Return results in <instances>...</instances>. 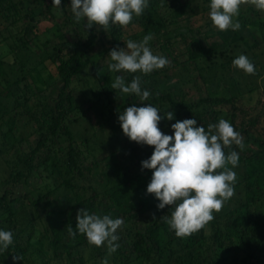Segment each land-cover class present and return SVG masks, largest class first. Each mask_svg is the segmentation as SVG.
Instances as JSON below:
<instances>
[{
    "label": "rangeland",
    "instance_id": "1",
    "mask_svg": "<svg viewBox=\"0 0 264 264\" xmlns=\"http://www.w3.org/2000/svg\"><path fill=\"white\" fill-rule=\"evenodd\" d=\"M151 4L159 31L146 32L139 23L142 14L134 16L126 26L117 24V38L120 48H124L129 39L141 41L151 34L152 51L167 57L169 64L149 74L131 73L133 77L140 75L141 81L146 79L168 91L181 85L185 89L192 87V93L205 89L212 98L238 99L236 106L240 110H237L235 125L242 135V148L251 150L262 161H248L233 169L237 173L234 195L225 201L220 211H214L215 218L202 228L203 232L200 229L179 237L169 226L162 238V253L154 252L152 260H125L119 250L110 251L107 242L88 247L72 258L58 256L62 249L60 246L59 251L54 252L51 247L54 234L48 217L60 236H64L66 216L78 200L88 204L89 212L96 210V213L105 198L103 208L107 213L112 206L108 201L111 191L124 186V173L136 171L134 162L128 159V140L116 116L119 97H114L113 101L101 91V82L107 75L109 87L116 75H123L129 82V72L109 70L113 61L109 55L110 45H107L71 83L72 102L65 120L72 133L77 164L84 176L74 179L72 189L63 187L62 181L71 175L63 166H57L58 161L51 167L53 162L49 158L46 165L40 166L37 173L23 181L21 189L13 193L12 202L19 205L16 210L19 229L24 236L31 234V241L35 243L24 261L17 262L172 264L186 252H198L205 264H264V243L259 249L256 247L261 241L258 233L262 230L258 224L264 222V10H258L251 0H245L237 17L241 28L222 31L210 18L209 0H151ZM43 12L47 15H42ZM30 16L34 21L25 19ZM81 23L74 17L71 0H61L59 8L52 0H0V63L5 73L0 77V193L11 186L12 173L26 171L21 158L49 119L61 87L57 74L58 50L64 42L78 39L75 28ZM180 34L183 35L180 37ZM214 47L216 49L212 50ZM189 48H203L205 54L197 60L196 68L188 64L184 70L178 63L187 60ZM241 54L254 63L255 73H245L233 65V60ZM168 70L172 71L169 78L166 77ZM189 75L202 77L196 80L195 86L184 85ZM121 94L124 99L128 97ZM232 112L231 106L217 107L215 121L208 122L206 130L209 124L222 118L233 125ZM67 146V139L62 137L52 151L58 152L61 162L67 159L64 155L69 149ZM62 148L65 152H60ZM72 170L77 174V169ZM151 176L152 173L147 182L126 186L132 201L122 207V211L136 208L144 212L141 221L151 217V210L146 207L151 204L146 191ZM92 197L95 200L90 206ZM118 212L114 210L110 214L115 217ZM128 228L131 234L135 232L132 224ZM220 231L221 236L217 238ZM7 250L0 252V264H13L9 257V252L13 251Z\"/></svg>",
    "mask_w": 264,
    "mask_h": 264
},
{
    "label": "clouds",
    "instance_id": "2",
    "mask_svg": "<svg viewBox=\"0 0 264 264\" xmlns=\"http://www.w3.org/2000/svg\"><path fill=\"white\" fill-rule=\"evenodd\" d=\"M245 0H209L210 18L219 30H239L237 17ZM258 10H264V0H251ZM58 8L61 0H52ZM149 6V0H71V10L77 21L86 19L85 27L93 25L109 27L112 24L128 25L134 16H140ZM152 35H145L141 41L129 39L126 47L110 51L113 61L112 72L149 74L169 64L167 57L154 54L149 41ZM233 65L245 73L256 71L250 58L241 54ZM124 94H136L147 101L151 92L141 86V76L135 75L127 82L123 75H116L111 85ZM159 108L151 103L141 106L133 104L119 113L118 120L123 133L139 144L154 146L151 156L141 162L142 167L151 169L152 176L147 193L154 194L159 201L158 209L170 206L171 215L165 222L179 237L189 236L212 221L214 211L222 209L225 201L235 192L237 173L233 170L239 163V153L224 149L235 144L243 147L242 135L227 119L217 123L197 126V120L186 118L171 124L172 134L162 132L159 122L165 117L174 119L168 111L161 115ZM231 165L232 167H229ZM221 169V171H217ZM76 226H69L71 236L85 234L90 244L102 246L105 242L110 251L119 248L118 229L123 224L120 217L109 214L90 213L86 208L78 210ZM13 232L0 228V252L13 244ZM14 260H22L18 255ZM105 264L107 262L105 261Z\"/></svg>",
    "mask_w": 264,
    "mask_h": 264
},
{
    "label": "trees",
    "instance_id": "3",
    "mask_svg": "<svg viewBox=\"0 0 264 264\" xmlns=\"http://www.w3.org/2000/svg\"><path fill=\"white\" fill-rule=\"evenodd\" d=\"M152 7L153 4H151V0H149V6L144 10L143 18L139 20V23L142 27H144L146 32L150 31L157 33L159 29L157 27L158 25H156V21L153 19V14L151 12ZM42 15L47 14L43 12ZM69 17L72 18V14H70ZM25 19H27L28 22L34 21L32 16ZM80 21H82L81 26L75 28L78 39L76 41L64 42L58 50L57 59L59 64L57 65V74L59 81L61 82V87L59 88L58 95L54 100L51 112L49 113V119L46 120L42 128H40V133L37 135L34 144H31L29 149L21 158L26 171L16 170L12 173L10 175V179L12 181L11 186L0 193V228L11 230L13 232V244L10 245L7 250L13 251L11 253L9 252L10 259L14 261L13 264H21L13 259L14 256L18 255L22 258V261H24L25 256L30 254L32 248L35 247V243L31 241L32 235L29 234L24 236L22 235V230L19 229L20 227L16 213L19 205L18 203L12 202L13 193L15 190L21 189V183L28 180V178H30L33 174L37 173L38 168L42 165H46L50 159L53 162V164H50L51 167H53L55 161H58L59 164L57 166L60 165V168L63 166L62 169L71 175L70 178H66L62 181L61 184L63 187L72 189L74 187V179L82 178L84 176L77 164L75 158L76 155L73 152L74 148L72 146V133L65 120L70 111V105L72 102L70 94L71 83L72 80L91 63L92 58L95 55L102 53L107 45H110V47H108L110 51L113 48L120 49L121 42L117 38L119 33L117 24H112L106 28L100 25H93L91 28H87L85 27L86 19H81ZM182 35L183 34H180V37ZM215 49L216 47L212 48V50ZM204 52L203 48H189L186 52L188 57L187 60L178 63L180 68L187 70L188 64L196 68L197 60L204 57ZM174 61L177 63L176 59H174ZM171 72V70H168V73L166 74L167 78H169L168 75ZM4 74L2 64L0 63V77H3ZM201 77L202 76L198 75L194 78L189 75L188 82L184 85L192 83V85L195 86L196 80ZM132 78L133 75L129 73L127 76L128 81L130 82ZM189 78L191 79L189 80ZM101 84V91L110 99L114 101V97H117L115 99H118L119 97V102L117 104L118 107L116 108L117 119L119 113L133 104L141 106L146 103H151L160 109L162 112L161 115H163V113L166 115L168 111L174 113L173 120H168L165 117L159 122V127L162 132L172 134L173 130L171 128V124L175 123L177 120L194 118L197 120V126L204 125L205 127L208 122L215 121L214 114L217 107L231 106L233 109V126L235 130L240 132L239 128L235 125L236 113L237 110H240L236 106L237 103H239V100L234 97L212 98L205 89H203V91L196 89L195 92L192 93V90H190L192 87L190 89H185L182 88L181 85L168 91L163 88H159L154 82H147L145 79L141 81V86L142 88L149 90L151 95L147 101H142L136 94H127L128 97L124 99L122 97L121 90L109 87L110 77L108 75L105 80L101 82ZM166 123L167 126L165 127ZM62 137L67 139V147L69 148L64 154L67 156V159L64 162H61V158L57 155L58 152L55 154L52 153L55 145L59 143V140H61ZM125 137L128 140L129 148V155L127 156L130 161L134 162L133 167L136 171L130 170L131 172L126 174L124 173V186L116 187L113 191H111L108 197V201L112 203L111 208H109L110 210L107 213L104 212L103 203H105L106 199L103 198L102 202L98 205V208L100 209H98V211L100 213H96L101 215H111L110 212H113L114 210L120 211L115 217H113H120L123 219V224L118 229L120 237L118 243L120 246L117 250L120 251L122 258L125 260L130 261L145 259L149 261L152 260L154 252L160 254L162 253V238L164 234L168 233L169 227V225L165 222L164 217L171 215L169 210L170 206L165 209H158L157 204L159 201L154 194L149 193L151 204H148L146 207L151 210L150 219L144 218V220L141 221L140 219L143 218L144 212H140L136 208H130L126 212L122 211V207L127 204L130 205V202L132 201V197L130 196V192L126 189V186L132 185L133 182H135L134 184H142L149 180L148 175H150L153 170L143 168L141 162L149 158L154 150V146L139 144L135 141H131L126 135ZM231 150H236L239 153V163L237 166L247 163L248 161H262L261 158H259L251 150L243 149L235 144L224 149L226 154ZM60 152H65V150L62 148L60 149ZM74 168L77 169V174H73L74 172L72 169ZM217 171H221V169H218ZM250 191V188L247 187V192L250 193ZM94 200V197L89 200L91 203L90 206L94 203ZM87 206L88 204H85V202H82L81 200H78V202L74 204L66 216L65 223L67 231L64 236H60L57 229L53 225V221L48 217L49 227L54 234L53 239L50 240L51 247L54 252H58L60 246L62 249L58 256L72 258L74 254H81V251L88 247H97L94 244H90L86 235L79 233L78 230L75 236H71L68 233L69 226H72L73 229L76 230L75 226L77 222L76 216L78 210L86 208ZM95 211L96 210H92L90 213H95ZM129 224H132L135 228V232L133 234L130 233L128 228ZM258 226L262 229L258 233V236L261 237V241L256 244V247L259 249L260 245L264 243V222L262 224H258ZM201 232H203L202 229ZM220 236L221 231L217 232L216 237L218 238ZM172 264H205V262L202 259L201 254L198 252L196 254L186 252L183 256L176 257Z\"/></svg>",
    "mask_w": 264,
    "mask_h": 264
}]
</instances>
